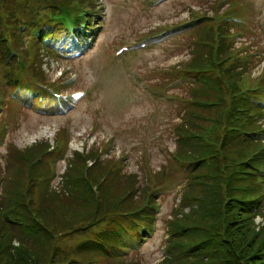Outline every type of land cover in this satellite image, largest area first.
Here are the masks:
<instances>
[{
	"label": "trees",
	"instance_id": "1",
	"mask_svg": "<svg viewBox=\"0 0 264 264\" xmlns=\"http://www.w3.org/2000/svg\"><path fill=\"white\" fill-rule=\"evenodd\" d=\"M80 1L0 0V92L44 75L42 58H52L45 38L77 32L79 43L94 38L87 36L95 20L86 18L93 13L62 21ZM192 20L188 26L197 22ZM81 24L88 27L79 34ZM231 26L242 29L219 20L193 29L190 57L180 64V76L197 79L187 84L190 98H184L174 129L179 139L173 159L185 167V183L181 206L166 223L163 264H264V226L255 224L257 217L264 220V73L253 77L249 55L230 49L224 37ZM2 132L0 127V137ZM43 144L29 150L36 157L32 171H22L31 161L12 147L3 169L0 164V264H145L117 251L126 248L123 236L135 228L143 235L150 224L159 177L140 185L135 175H121V181L105 162L89 173H66L53 187L43 168L30 195L39 158L48 151ZM113 188L115 198L109 195ZM23 201L22 213L15 214L20 220L9 225L5 214L17 204L20 212ZM12 239L18 246L9 248Z\"/></svg>",
	"mask_w": 264,
	"mask_h": 264
},
{
	"label": "rangeland",
	"instance_id": "2",
	"mask_svg": "<svg viewBox=\"0 0 264 264\" xmlns=\"http://www.w3.org/2000/svg\"><path fill=\"white\" fill-rule=\"evenodd\" d=\"M181 1L97 0L100 19L95 18V22L98 24L99 21L100 28L93 31L96 40L94 39L89 47H84L87 50L83 59L56 57L50 61L52 77L60 76L69 80L72 75L77 76L75 82L69 84L70 94L85 91L87 94L83 100L85 102L76 105V108L64 110L67 115L57 112V117H45L33 111L36 114L27 112L18 119L11 117V120L15 121L14 124L11 123V134L20 147H27L41 138L52 141L63 129L57 136L56 149L51 153L43 152L32 181L30 195L33 194L35 182L41 178L43 168L48 170L47 181H51L59 174L54 178V187L61 184L60 174H63L65 167L67 174L82 171L84 164L80 156L75 155L71 160L66 158L73 151H88L92 145L102 150L101 161L105 160L109 164L119 162L112 173L114 175L119 173L120 178L117 179L121 181L123 180L121 175L127 177L135 175L140 185L143 181L146 183V180L153 181L164 167L170 169L175 154V142L178 140L174 129L181 123L184 114L180 100L190 98L189 89L178 85L172 91L167 90V96L173 99L177 97L179 101L172 104L165 100V103H162V100L153 98L155 92L151 91V85L156 87L165 85L171 70L189 59L187 50L192 36L182 34L172 37L175 34L165 33L157 41H147L149 46L136 54L127 53L116 57L114 53L123 46L131 47L141 43L140 39L162 28L188 20L190 12L199 11L202 5L207 7L201 12L208 7L211 11V4L216 8L217 2V0H184V3ZM252 4L254 6H250V10L244 12V15L240 14V17H245V20H249L254 26L260 19L264 21V1L259 3V7L255 1ZM236 5L233 3L232 8ZM188 7L191 10H187ZM235 15L230 10L224 14L225 17ZM254 29L256 35L251 37V42L256 45L252 47H258L264 53L262 33L264 26L261 24ZM234 46L239 47V44ZM43 68L48 71L46 64ZM263 72L264 59H259L252 75L258 77ZM62 108L65 109L63 105ZM4 148V146L0 148V153H4ZM29 159L32 162L35 160L34 157ZM107 175L110 176L109 173ZM167 180L171 185L167 182L163 189L161 188L153 238L143 245L139 255L131 256L145 264H161L163 259L161 249L168 246L164 245L166 235L169 234L166 221L171 220L173 205L178 202L175 200L178 191L172 189L179 184L180 178L172 172ZM53 182L49 184L52 185ZM126 185L130 186L129 179ZM131 188L127 190V194ZM116 189L113 188L109 192L112 198L116 197ZM255 224L264 226V221L257 219ZM118 254L126 256L121 251H118Z\"/></svg>",
	"mask_w": 264,
	"mask_h": 264
}]
</instances>
